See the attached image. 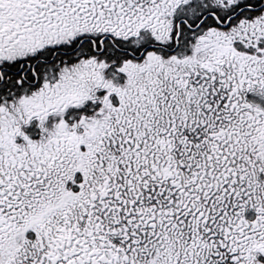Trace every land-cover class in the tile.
Instances as JSON below:
<instances>
[{
	"label": "snow or ice",
	"instance_id": "6c2138e0",
	"mask_svg": "<svg viewBox=\"0 0 264 264\" xmlns=\"http://www.w3.org/2000/svg\"><path fill=\"white\" fill-rule=\"evenodd\" d=\"M0 264H264V0H0Z\"/></svg>",
	"mask_w": 264,
	"mask_h": 264
}]
</instances>
